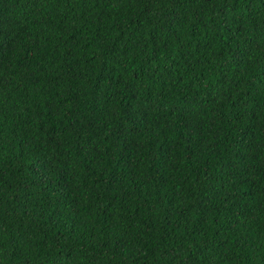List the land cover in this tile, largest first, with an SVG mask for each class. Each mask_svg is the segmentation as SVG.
I'll return each instance as SVG.
<instances>
[{"label":"trees","instance_id":"obj_1","mask_svg":"<svg viewBox=\"0 0 264 264\" xmlns=\"http://www.w3.org/2000/svg\"><path fill=\"white\" fill-rule=\"evenodd\" d=\"M0 264H264V0H0Z\"/></svg>","mask_w":264,"mask_h":264}]
</instances>
